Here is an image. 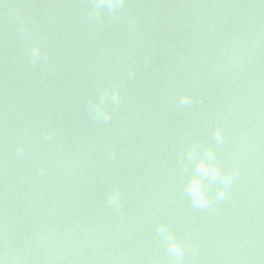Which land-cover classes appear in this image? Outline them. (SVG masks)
<instances>
[{"label": "water", "instance_id": "95a60500", "mask_svg": "<svg viewBox=\"0 0 264 264\" xmlns=\"http://www.w3.org/2000/svg\"><path fill=\"white\" fill-rule=\"evenodd\" d=\"M112 5L0 0V264H264V0Z\"/></svg>", "mask_w": 264, "mask_h": 264}, {"label": "clouds", "instance_id": "9594fccd", "mask_svg": "<svg viewBox=\"0 0 264 264\" xmlns=\"http://www.w3.org/2000/svg\"><path fill=\"white\" fill-rule=\"evenodd\" d=\"M100 3H103V0H100ZM99 6V5H98ZM112 0H109V7H112ZM181 103L182 104H188L189 103V99L187 96L182 97L181 99ZM219 135V133H218ZM198 167L205 173H209L211 172V175L216 176L218 174L217 169L212 168L209 169L203 162H201ZM230 176H224L223 177V182L225 187L220 189V197L223 198L225 190L227 185L230 183ZM190 192L193 198V202L197 207L203 208L208 204V199L201 187L200 181L199 179H194L191 184H190ZM159 232L161 233H166V228L164 226H161L158 229ZM168 243H169V251L170 253H172L173 255H175L177 258L182 257L183 254V249L182 246L180 244L179 241L173 239L171 236H168ZM178 264H179V260H178Z\"/></svg>", "mask_w": 264, "mask_h": 264}]
</instances>
